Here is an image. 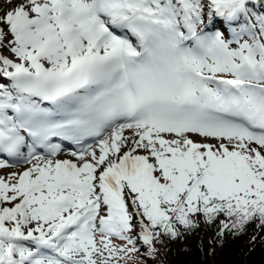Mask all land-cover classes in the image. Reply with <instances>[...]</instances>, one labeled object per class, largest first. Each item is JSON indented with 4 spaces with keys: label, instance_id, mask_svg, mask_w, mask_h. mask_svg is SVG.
<instances>
[{
    "label": "snow or ice",
    "instance_id": "1",
    "mask_svg": "<svg viewBox=\"0 0 264 264\" xmlns=\"http://www.w3.org/2000/svg\"><path fill=\"white\" fill-rule=\"evenodd\" d=\"M4 4L0 264L264 229V0Z\"/></svg>",
    "mask_w": 264,
    "mask_h": 264
},
{
    "label": "trees",
    "instance_id": "2",
    "mask_svg": "<svg viewBox=\"0 0 264 264\" xmlns=\"http://www.w3.org/2000/svg\"><path fill=\"white\" fill-rule=\"evenodd\" d=\"M219 219L207 224L199 219V227L185 231L175 240L164 237L157 246L163 250L167 264H264V229L255 222L241 235L226 232L219 236ZM256 239L253 241L252 237ZM144 250L143 247H141ZM142 254V253H137ZM149 264L151 261L147 260Z\"/></svg>",
    "mask_w": 264,
    "mask_h": 264
},
{
    "label": "rangeland",
    "instance_id": "3",
    "mask_svg": "<svg viewBox=\"0 0 264 264\" xmlns=\"http://www.w3.org/2000/svg\"><path fill=\"white\" fill-rule=\"evenodd\" d=\"M0 9L6 10L5 9V4H4V0H0ZM221 26H227L226 24H221ZM227 35V33H226ZM247 38V37H245ZM25 168V167H24ZM24 168H17L16 172L19 171H23ZM10 170L8 169H4V170H0V175L4 174V173H8ZM115 243H122L121 241L115 240ZM157 253L155 255L154 258H149L143 255L144 250L141 249L140 253L142 254H133V258L131 260H128L127 262L125 261H121L120 264H149L148 263V259L151 261V264H167L166 263V256L163 253V250H160L157 246Z\"/></svg>",
    "mask_w": 264,
    "mask_h": 264
}]
</instances>
